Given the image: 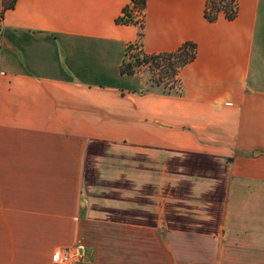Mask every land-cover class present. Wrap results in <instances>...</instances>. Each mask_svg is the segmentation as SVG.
<instances>
[{
    "label": "crops",
    "instance_id": "0c3cea01",
    "mask_svg": "<svg viewBox=\"0 0 264 264\" xmlns=\"http://www.w3.org/2000/svg\"><path fill=\"white\" fill-rule=\"evenodd\" d=\"M130 5L3 13L0 264H264V0L214 22L205 0H144L138 22ZM184 42L176 93L120 73L130 45Z\"/></svg>",
    "mask_w": 264,
    "mask_h": 264
},
{
    "label": "trees",
    "instance_id": "16d2710c",
    "mask_svg": "<svg viewBox=\"0 0 264 264\" xmlns=\"http://www.w3.org/2000/svg\"><path fill=\"white\" fill-rule=\"evenodd\" d=\"M131 5L137 8L139 11L143 9L144 0H131ZM236 0H205L203 17L207 22H214L219 14H222L226 20H232L236 16ZM123 22H129V15L127 14V9L123 11V18L120 19ZM141 34H138V38ZM133 46L130 45L127 47L128 52ZM195 56V45L191 42H184L180 47L175 51L169 53H159V54H150L146 55L142 53L141 60H134L133 64L122 62L120 66V73L125 75L134 74V66L139 64H149L155 68L160 67V62H164V67L161 69V75L155 81V84L158 85L161 80H168L172 74L177 75L178 70L191 62ZM161 59V61H157ZM160 65V66H159ZM178 80V79H177Z\"/></svg>",
    "mask_w": 264,
    "mask_h": 264
},
{
    "label": "rangeland",
    "instance_id": "374dc122",
    "mask_svg": "<svg viewBox=\"0 0 264 264\" xmlns=\"http://www.w3.org/2000/svg\"><path fill=\"white\" fill-rule=\"evenodd\" d=\"M142 51L138 47V45H134L131 49L128 50L126 53L124 64L130 63L133 64L135 59H138V61L141 60L142 57ZM157 61H161V59H158ZM161 65V66H160ZM160 67L155 68L152 65L149 64H139L134 66V74H136L142 84V90L145 92L153 91V92H160V93H176L178 90V80L177 75H171L168 76V80H161V82L156 85L155 81L157 78L162 76L161 69L164 67V62H160Z\"/></svg>",
    "mask_w": 264,
    "mask_h": 264
},
{
    "label": "built area",
    "instance_id": "2783aa9c",
    "mask_svg": "<svg viewBox=\"0 0 264 264\" xmlns=\"http://www.w3.org/2000/svg\"><path fill=\"white\" fill-rule=\"evenodd\" d=\"M12 0H0V20L3 13L10 8ZM130 10L136 14L135 21L140 20L139 10L130 5ZM137 45V44H136ZM77 262V253L74 249H55L51 254V264H75Z\"/></svg>",
    "mask_w": 264,
    "mask_h": 264
}]
</instances>
